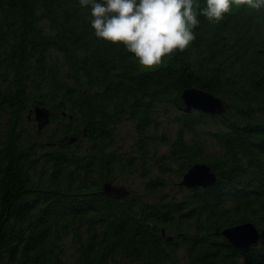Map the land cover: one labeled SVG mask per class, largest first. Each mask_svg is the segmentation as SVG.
<instances>
[{
	"label": "trees",
	"instance_id": "trees-1",
	"mask_svg": "<svg viewBox=\"0 0 264 264\" xmlns=\"http://www.w3.org/2000/svg\"><path fill=\"white\" fill-rule=\"evenodd\" d=\"M199 19L185 49L145 67L95 35L91 2L0 0V264H180L179 253L185 264H264V8L240 0L218 22ZM191 88L224 113H185ZM35 107L49 110L51 133ZM161 116L173 138L157 135ZM123 123L130 152L117 147ZM196 163L215 184L179 186ZM136 173L143 195L102 192ZM247 222L262 234L255 247L220 234Z\"/></svg>",
	"mask_w": 264,
	"mask_h": 264
},
{
	"label": "clouds",
	"instance_id": "clouds-1",
	"mask_svg": "<svg viewBox=\"0 0 264 264\" xmlns=\"http://www.w3.org/2000/svg\"><path fill=\"white\" fill-rule=\"evenodd\" d=\"M91 2V26L95 35L122 43L139 63L151 67L166 54L185 49L195 39L200 15L219 21L240 0H82ZM254 9L264 0H247Z\"/></svg>",
	"mask_w": 264,
	"mask_h": 264
},
{
	"label": "water",
	"instance_id": "water-1",
	"mask_svg": "<svg viewBox=\"0 0 264 264\" xmlns=\"http://www.w3.org/2000/svg\"><path fill=\"white\" fill-rule=\"evenodd\" d=\"M181 100L184 104L183 111L185 113L201 111L210 115H220L225 111V102L222 99L198 88L184 90L181 94ZM31 112L34 115V121L39 131L49 124L50 112L48 109L35 107ZM74 141L75 139H70V142ZM216 180V174L208 165L196 163L182 176L179 186L195 190L210 187L215 184ZM102 192L109 197L117 199L129 194L125 186H117L111 182L103 184ZM220 234L232 246L240 249L255 247L262 238L261 231L250 222L226 228Z\"/></svg>",
	"mask_w": 264,
	"mask_h": 264
},
{
	"label": "rangeland",
	"instance_id": "rangeland-1",
	"mask_svg": "<svg viewBox=\"0 0 264 264\" xmlns=\"http://www.w3.org/2000/svg\"><path fill=\"white\" fill-rule=\"evenodd\" d=\"M172 114H176V112H172ZM159 126L160 128L157 131V135L164 134L169 138H173L176 132V125L171 124V121L166 116H161L159 118ZM54 125L48 124L45 128H43L44 133H51L54 130ZM60 138V137H59ZM58 138V139H59ZM136 135L133 131L132 125L130 123H123L119 125L116 129V141L117 147L122 149L124 152H130V147L135 142ZM206 152L208 154H219V147L211 141H206L205 144ZM160 153L167 152V148L165 146H159ZM153 175H158L157 170H152ZM173 179V177H170ZM175 181V180H174ZM117 186H125L128 191L136 192L139 195L144 194L145 188V180H143L139 173L136 174H125L121 180L117 181ZM170 191V190H169ZM172 194L176 195L179 193L178 188L175 186L170 191ZM62 248L65 250V254L63 259L71 260L74 254L73 246L71 245L69 239L64 242ZM178 260L180 264H185V259L182 254H178Z\"/></svg>",
	"mask_w": 264,
	"mask_h": 264
}]
</instances>
